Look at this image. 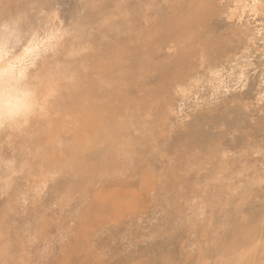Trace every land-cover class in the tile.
Listing matches in <instances>:
<instances>
[{
  "label": "bare ground",
  "instance_id": "6f19581e",
  "mask_svg": "<svg viewBox=\"0 0 264 264\" xmlns=\"http://www.w3.org/2000/svg\"><path fill=\"white\" fill-rule=\"evenodd\" d=\"M55 3L56 0H0V91L31 94L39 101L32 114L0 122V190L10 197L0 211V223L14 210L17 198L25 200L28 189L41 190L48 180L61 176L68 180L66 194L61 193L63 204L76 186L84 182L90 185L94 177L125 175L134 161L136 147L148 142L152 128H162L168 122L167 107L176 95H180L179 101L194 99L200 101L198 105L210 107L211 99L217 98L221 89H230L244 74L241 54L248 50V33L235 28L238 39L221 42L207 32L217 8L215 0H84L66 20L56 12ZM247 3L250 0H233L229 18L241 20L246 13L252 14L243 7ZM163 6L165 12L160 9ZM163 46L171 52H162ZM225 63L229 71L223 75ZM144 87L146 91H141L139 97L130 92ZM206 90L209 92L204 96ZM261 94L260 91L253 108L259 106L257 98ZM243 108L242 112L234 109L238 126L228 127L223 117L224 129L218 134L211 135L194 125L192 133L204 139L205 147L195 149L190 144L186 151L181 145L177 153L178 166H186L195 179L179 181L177 175L174 181L168 178L167 182L171 188L177 183L191 189L192 229L198 221H206L208 207L220 208L247 193L263 191L253 181L264 176V115L253 117L250 106ZM259 108L257 112H264V107ZM124 127L137 128L140 136L123 133ZM140 139L146 141L141 143ZM256 155L261 156L260 164ZM23 179L24 184L19 182ZM144 183L148 185L145 180ZM258 219H237L229 237L230 228L222 237L214 233L211 219L206 221L217 264H264ZM26 224L29 233L44 235L37 222ZM7 246L0 238V264L8 260ZM200 261L207 264L206 260Z\"/></svg>",
  "mask_w": 264,
  "mask_h": 264
},
{
  "label": "rangeland",
  "instance_id": "374dc122",
  "mask_svg": "<svg viewBox=\"0 0 264 264\" xmlns=\"http://www.w3.org/2000/svg\"><path fill=\"white\" fill-rule=\"evenodd\" d=\"M83 1L84 0H56V12L66 20L69 14L78 8ZM232 2L233 0H215L217 8L214 14L211 15L212 18H210L207 32L221 42L226 39H232L233 41L238 39L239 34L234 30L235 28L245 30L246 33H248V37L250 38L249 47L248 50H244L243 54H241L243 55V70L246 77L241 85V91L236 92V85L231 87L229 91L221 89L218 97L211 99L210 107L198 105L200 101H195L194 99L179 101L180 95H176L172 101V105L167 107L168 122L162 128H152L153 130H150L152 135L150 137L147 136L148 138L146 137L148 142H145L141 147H136V153H134L133 156L135 162L133 161V165L130 164L128 166L125 175H97L99 178L94 177L92 180L95 183L92 182V184L87 185L86 182H84L85 185L80 184L76 186L73 191L74 195L70 194L67 203H63L65 206L68 205L66 207L60 203V198L62 197L61 193L66 194L65 188L68 185V180L62 176L57 179L48 180L41 190H33L32 187L28 189L25 200L17 198L14 210L10 212L5 219H2L3 223H0V232H2L0 234L1 241L9 245L7 246L9 249V252H7V254H9L8 260L3 261V264H25V262L26 264H201V259L204 261L206 260L207 264H217L215 246L209 240L208 233H210V231L209 227L206 226V221L209 219H211L210 223H213V227H215L214 233L219 236L222 235V237H224L226 235L225 232H228L230 228L231 230L227 233L229 237L237 219H245L244 221H246L247 218H259L256 224L261 227L260 241L264 243V188L263 191L247 193L241 199H237L229 205L221 206H226L225 208L220 207L211 210L210 207H208L206 209V221H198L195 226L196 228L192 229L190 227V224L193 222L191 205L194 203V199L191 194V189L188 187L187 189L185 187L181 188L177 183H175L176 185L173 184L174 187L171 188L168 186L167 182L168 178L174 181L177 175L179 181L183 178H189V182L195 179L189 169L186 166L182 167V164L178 166L179 163L178 160H176L181 145L185 146L186 151H188L187 147L190 144L195 149L205 147L204 139L192 133V127H194V125H198L203 131L214 135L224 129L223 125L225 124H227L228 127L238 126L237 112L234 111V109H239V112H242L244 110L243 107L248 105L251 107V115L253 117L264 115V112H257L256 110L260 109V103L258 107L253 108L256 104V97L261 91L263 84L262 75L264 74L259 73L258 69L264 67V19L259 16L254 17L250 13H246L241 20L229 18L228 12L233 6ZM164 8L165 6L160 9L165 12L166 10ZM124 35V37H127L126 34ZM165 41H167V39H165ZM162 52L169 53L171 50L164 47ZM225 64V68L222 72L223 75H226L229 71L228 64ZM141 91L145 92L146 87L138 89L133 88L130 90V92L133 93L132 95L137 97L141 96ZM208 92L209 90H206L202 94L207 96ZM205 109H209L210 111L206 113ZM202 111H204V113H202ZM131 129L132 127H124L123 133L128 131L129 133L140 136V132L137 128ZM158 131L160 132L158 133ZM144 141L146 140L140 139L141 143ZM146 151L149 152L150 156ZM191 151L192 150H189V152ZM164 155H166V157ZM255 158H260L257 162L260 164L262 161L261 156L256 155ZM144 180L148 185L144 183ZM19 182L23 184L26 183L24 179ZM96 183L98 186H96ZM92 189H94V191H92ZM0 192V211H2V209L6 207V202L10 197L7 193L1 190ZM89 194L90 196H88ZM81 195L84 196L82 197ZM57 205L58 207H56ZM170 205L172 206L171 208ZM35 208L37 210H34ZM173 209L175 210L173 211ZM67 212H71V215ZM180 212H182L181 216ZM63 213H67V216ZM60 214H62V216ZM55 215H57L60 220ZM174 217L175 219H173ZM42 218H44V220ZM66 218L69 220H66ZM61 220H63V222ZM32 221L39 224L45 236L41 235V233H36L37 236L33 233H29V229L26 227L28 224L26 223ZM75 221H77V223L79 222L78 225ZM63 223H65V226ZM66 223L71 229L67 227L68 225L66 226ZM168 223L170 225H168ZM47 224L48 228L46 227ZM52 227L53 229H51ZM167 227H169V229ZM20 231L22 233H20ZM57 231L59 232L56 233ZM161 232H164V234ZM60 233H62V235ZM104 233L107 236H104ZM121 233L123 234L121 235ZM112 234L114 235L112 236ZM29 236H31V238H29ZM51 236H53V239H51ZM40 238L42 241H39L41 240ZM98 238L103 242L100 243ZM105 239H107V241H104ZM36 240L40 243L38 242L35 244ZM43 240L44 243L42 245ZM97 240L98 242H96ZM108 240L110 241L108 242ZM50 241H52V243ZM114 241L115 243H113ZM25 243L27 246L24 247ZM95 243H97L96 245L99 248ZM59 244L62 246H59ZM107 244L113 245H111V247L109 245L108 247ZM39 245L41 247L43 246V248ZM106 246L108 249H106ZM38 248L39 250L36 251ZM18 249H20L21 252L18 251ZM24 250L31 254L33 252L32 255L34 257L30 256L31 254L28 255L29 253H26ZM13 251H15V253ZM24 252L26 259H24ZM13 254H15V257H13ZM3 257L4 255L2 258ZM39 257H43V260Z\"/></svg>",
  "mask_w": 264,
  "mask_h": 264
},
{
  "label": "clouds",
  "instance_id": "9594fccd",
  "mask_svg": "<svg viewBox=\"0 0 264 264\" xmlns=\"http://www.w3.org/2000/svg\"><path fill=\"white\" fill-rule=\"evenodd\" d=\"M39 107V101L31 94L6 89L0 91V122L32 114Z\"/></svg>",
  "mask_w": 264,
  "mask_h": 264
},
{
  "label": "snow or ice",
  "instance_id": "6c2138e0",
  "mask_svg": "<svg viewBox=\"0 0 264 264\" xmlns=\"http://www.w3.org/2000/svg\"><path fill=\"white\" fill-rule=\"evenodd\" d=\"M243 7L245 8L246 11L251 10L253 16H259L262 19H264V0H250V3L243 5ZM258 72L264 74V67L259 68ZM213 74L215 75L217 73L214 72ZM245 79H246L245 75L242 74L240 78V82L236 84V88H235L236 92L241 91V85L243 84ZM262 80H264V75H262ZM227 90L230 89H225V91ZM261 93L262 94L257 98V100L260 103V105L264 107V84H262ZM253 183H259L261 187L264 188V176H262L258 181H253Z\"/></svg>",
  "mask_w": 264,
  "mask_h": 264
}]
</instances>
